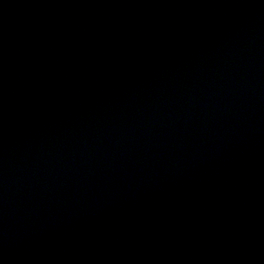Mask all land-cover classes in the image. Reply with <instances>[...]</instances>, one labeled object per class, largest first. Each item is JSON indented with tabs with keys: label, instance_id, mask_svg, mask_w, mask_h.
Listing matches in <instances>:
<instances>
[{
	"label": "water",
	"instance_id": "95a60500",
	"mask_svg": "<svg viewBox=\"0 0 264 264\" xmlns=\"http://www.w3.org/2000/svg\"><path fill=\"white\" fill-rule=\"evenodd\" d=\"M0 264H264V0L0 2Z\"/></svg>",
	"mask_w": 264,
	"mask_h": 264
}]
</instances>
